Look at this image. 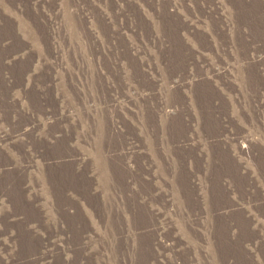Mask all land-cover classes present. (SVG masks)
<instances>
[{"label": "rangeland", "instance_id": "1", "mask_svg": "<svg viewBox=\"0 0 264 264\" xmlns=\"http://www.w3.org/2000/svg\"><path fill=\"white\" fill-rule=\"evenodd\" d=\"M0 264H264V0H0Z\"/></svg>", "mask_w": 264, "mask_h": 264}]
</instances>
